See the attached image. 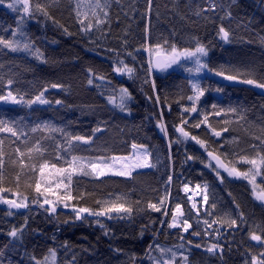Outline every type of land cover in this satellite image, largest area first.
Here are the masks:
<instances>
[{"label":"trees","instance_id":"1","mask_svg":"<svg viewBox=\"0 0 264 264\" xmlns=\"http://www.w3.org/2000/svg\"><path fill=\"white\" fill-rule=\"evenodd\" d=\"M28 1V15L11 9L12 0L0 3V40L13 43H0V95L19 101L0 105L2 126L16 132H0V191L28 206L0 209V264H49L51 253L57 264H148L158 245L188 247L189 264L264 260L256 193L264 194V165L252 181L208 157L249 176L254 166L242 158L264 156V92L246 83L264 84V0H148L171 49L203 47L204 66L223 79L155 74L137 39L143 0ZM120 90L129 100L111 105ZM41 93L48 103L36 101ZM134 146L148 148L150 170L103 178L90 171V163L131 156ZM184 186L206 188L199 215ZM177 204L188 231L172 228ZM120 205L131 211H108ZM80 208L90 212L77 218Z\"/></svg>","mask_w":264,"mask_h":264},{"label":"rangeland","instance_id":"2","mask_svg":"<svg viewBox=\"0 0 264 264\" xmlns=\"http://www.w3.org/2000/svg\"><path fill=\"white\" fill-rule=\"evenodd\" d=\"M11 5H13V7H10L11 9L17 10L23 13L24 15L30 14L29 1L28 4L26 5L28 7L27 12H25L24 10L25 5L23 3V0H12ZM150 9H151L150 1L143 0L140 3V9L136 18L137 39L139 45L141 48L146 50V53L147 55H149L150 60L157 54H162L166 58H170L172 55V49L170 47V43H171L170 34L168 30L160 22H158L154 17L151 16ZM177 52H183V51H177ZM197 58H199L200 65L204 66V60L206 58V55H202L198 53L197 56H193V57H188V58L181 57L177 63L171 64L166 72H171V71L182 72L185 70V72H191L195 74L197 72L196 69L199 66L196 63ZM198 72L202 73L203 75L211 76L213 78L223 79L220 75L209 72L206 66L200 67V70ZM249 85L259 92H264V88L258 87L257 86L258 84L253 83ZM121 95H122V90L119 91L118 97L115 100L114 99L109 100L111 105L114 106L116 103V105L120 107L123 106L129 100L128 93L126 92L123 103H121ZM14 104H16V102L10 99L0 101V105H14ZM137 163L140 164L141 166L138 167L134 166ZM89 169L93 173V175L97 178H103L106 176L129 177L137 172H143L151 169L149 150L146 147L134 146L131 156L116 158L109 163L98 164L97 169H93L91 167ZM259 169L260 166L255 168L254 172L249 176H247L248 179L252 181L253 179H257L259 176ZM100 171H103L104 175H100L99 174ZM119 172H126L129 174L118 175L117 173ZM230 176L234 178H246L245 176L242 175H230ZM185 188L186 187H184L183 190H185ZM189 189H191L194 192L197 191L199 193V201H197L196 207L194 208L197 212H199L201 206L204 207L205 205V201L203 200V197L206 195V188H197V187L195 188V187L187 186V190ZM256 193H257V197L261 195L259 192ZM186 198L188 199V197ZM258 201L264 204V200L262 201L258 200ZM19 203L26 205L22 201H20ZM1 204L4 205L5 203L2 201ZM5 209L8 211H13L15 210V207L9 205ZM85 214L87 213L83 212L80 213L79 216H84ZM175 216H176V223L173 227L175 229L181 228L184 230L185 224L183 222L182 210H180L179 212L176 211ZM189 228L190 227L187 228V231L189 230ZM161 249H164L165 251H161ZM173 253H175L174 257H173ZM192 254L193 253L191 249L183 245H174V246L158 245L156 246L154 252L151 253V255L149 256L148 264H189V259L192 256ZM50 256L52 258L50 257L49 264H57L56 254L51 253ZM185 257L187 259H185Z\"/></svg>","mask_w":264,"mask_h":264},{"label":"snow or ice","instance_id":"3","mask_svg":"<svg viewBox=\"0 0 264 264\" xmlns=\"http://www.w3.org/2000/svg\"><path fill=\"white\" fill-rule=\"evenodd\" d=\"M2 2H3V0H0V3H2ZM23 3H24V5H25L24 10H25V12H27V11H28V7H27L26 5L28 4V0H23ZM99 6H100L99 3H97V7H99ZM9 7H13V5L10 4ZM37 10H42V9H40V6H39V5H37ZM81 23H83V21H81ZM91 27H92L91 24L87 25V28L90 29ZM220 31L223 33V38H224V39H227V37H228V33H227L223 28H221ZM0 43H4V44L7 45V47H9V48H13V43H12V42H7V41L0 40ZM25 48H27V45H25ZM13 50H15V49H13ZM198 53H199V54H202V55H206V54H207L206 51H205V49H204L203 47H197V48L195 49V51H189L188 49H185L183 52H177L176 49L173 48V49H172V55H171V57L168 58V59H166L164 62H160V61H158L157 64H156V66H157V67H160V68L168 67V66H170V65L173 64V63H177L178 60H179L181 57H184V58L193 57V56H197ZM196 63H197V65H199V66L197 67V69H196L197 71L200 70V67H204L203 65H200L199 58H197ZM126 70H127L128 72H131V69H126ZM117 71H120V69H117ZM221 74H222V73H221ZM227 79H230V80H231V79H235V77H233V76H228ZM9 83H11V81H9ZM246 83L253 84V83H256V82L253 81V80H247ZM257 86H258V87H261V88H264V84H258ZM53 87H56V85H53ZM194 87H197V88H198V86H196V85H194ZM125 95H126V91H125V90H122L121 103H123V100H124V96H125ZM199 95H203V91H199ZM42 96H43V93H41L40 95H38V96L36 97V101H39V102L42 103V104H43V103H48L47 100L42 99ZM9 99L12 100V101H14V102H19V101H17L16 97L13 96V95L11 94V92H9L7 96H2V95H0V101L9 100ZM189 99L191 100V99H193V97H189ZM195 99H199V96H196ZM36 101H30L29 103H34V102H36ZM57 103H60V101H57ZM190 110H191L192 112H195V111H196V108H195V107H192ZM186 111H187V109H186ZM217 114H219V113H217ZM3 124H4V122H3V121H0V132L7 131V132H11L13 135H16V132L13 130V128H10V127H3V126H2ZM195 126H196V127H199L200 125L197 124V125H195ZM179 131H181L186 137L189 135V133L184 132L183 128H180ZM215 134H216L217 136L220 135L219 132H217V133H215ZM191 138H192L193 140H196V137H195V136H193V137H191ZM74 139H76V140H84V137H74ZM197 143H201V144H202L203 141H197ZM0 144H2V142H0ZM16 151L19 152L20 150H19V149H16ZM31 151H32V149H29V152H31ZM23 155H24V154L21 153V156H23ZM208 155H209V156H212V153L209 152ZM2 157H3V151H2V149H0V169L3 168V164H4ZM213 158L217 160V163L220 164L221 167H224V165H223L222 163H220L218 157H213ZM77 159H78V158L73 157V164L76 162ZM242 159H244L246 163L253 165V166H254V169L257 168V167L260 166V165H264V156H261V157L259 158V161H258L257 159H251V160H248L247 158H242ZM134 166H137V167H138V166H141V165L137 163V164L134 165ZM47 167H48L47 163L41 165V167H40V169H39L41 176H43V174H44V170H45ZM52 167L55 168V165H52ZM90 167L93 168V169H97V168H98V164H97V163H90ZM74 170H75V169L73 168V171H74ZM226 170L229 172V175H242V176H245V177L248 176V173H239L235 168H232V169H226ZM56 171H57V172H62V171H66V170H65V169H56ZM99 174H100V175H104V172H103V171H100ZM117 174H118V175H126V174H129V173H126V172H119V173H117ZM16 179L19 180V176H17ZM69 179H70V177H69ZM0 180H3V174H2V172H0ZM36 191H37V192L40 191V184H39V183L36 184ZM185 191H187V187L185 188ZM258 198L264 200V194L259 195ZM203 200H204L205 202L208 200L207 195H205V196L203 197ZM7 202L13 204L14 207H24V206H26V205H23V204H15L13 201H7ZM44 202H45V203H49V201H47V200H45ZM161 203H163V201H161ZM149 207L153 208V209L156 210V211H159V210H160V209L157 207V205H155V204H151V205H149ZM193 207L195 208L196 205L193 204ZM213 207H214V205H213ZM54 210H55V209L53 208V211H54ZM112 210H115V211H121V210H124V211H128V212L131 211L130 208H129V209H124V208H123V205H120V207H115V208H109V209H108V211H112ZM176 211H177V212L180 211V205H179V204L176 205ZM83 212H90V209H88V208H80L79 211H78V213H77V218H79V213H83ZM96 214H97V215H100V214H103V213H96ZM172 219H173V225H172V226H174L175 223H176V216H175V214L173 215ZM205 223H207V221H206ZM232 223H235V221H232ZM184 224H185V228H184V230L187 231V228L190 227V225L187 224V221H184ZM10 235H12V236H16V235H17V230H13V231L10 233ZM251 238H252V240H255V241H259V240H261V237L258 236V235H255V234H253ZM215 247H216V246L213 245L211 248L208 249V251H213V250L215 249ZM161 251H165V250H164V249H161ZM168 251H171V250H168ZM262 255H264V254H262ZM174 256H175V253H173V257H174ZM185 259H187V258L185 257ZM253 264H264V260H256V259L254 258V260H253Z\"/></svg>","mask_w":264,"mask_h":264},{"label":"water","instance_id":"4","mask_svg":"<svg viewBox=\"0 0 264 264\" xmlns=\"http://www.w3.org/2000/svg\"><path fill=\"white\" fill-rule=\"evenodd\" d=\"M166 58L164 55L162 54H157L155 55L152 60H151V68H152V71L155 73V74H160V73H164L166 72V70L168 69V67H164V68H160V67H157L156 64L158 61L160 62H164ZM209 159L212 161V163L217 167L218 170L220 171H224L225 173H229L226 169H229V167L226 165V163L218 156L212 154V156H208ZM213 157H218L219 158V161L220 163H222L224 165V167H221L220 164L217 163V160L214 159ZM4 197V194L0 191V201L3 199ZM7 201H10V200H7ZM7 201H5V204L4 206H9L11 203H8ZM15 204H17L15 201H13ZM1 207V206H0ZM19 208V207H18ZM33 208H35V206H33ZM26 209V208H25Z\"/></svg>","mask_w":264,"mask_h":264},{"label":"bare ground","instance_id":"5","mask_svg":"<svg viewBox=\"0 0 264 264\" xmlns=\"http://www.w3.org/2000/svg\"><path fill=\"white\" fill-rule=\"evenodd\" d=\"M189 200L191 202L192 207H193V204L196 205V202L199 200V193L197 191L190 193Z\"/></svg>","mask_w":264,"mask_h":264},{"label":"flooded vegetation","instance_id":"6","mask_svg":"<svg viewBox=\"0 0 264 264\" xmlns=\"http://www.w3.org/2000/svg\"><path fill=\"white\" fill-rule=\"evenodd\" d=\"M0 208H5V207H0Z\"/></svg>","mask_w":264,"mask_h":264}]
</instances>
